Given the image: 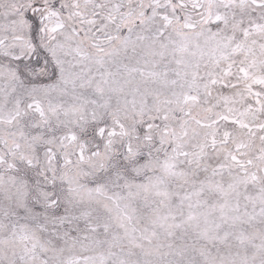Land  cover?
Listing matches in <instances>:
<instances>
[{
    "label": "rangeland",
    "instance_id": "1",
    "mask_svg": "<svg viewBox=\"0 0 264 264\" xmlns=\"http://www.w3.org/2000/svg\"><path fill=\"white\" fill-rule=\"evenodd\" d=\"M0 264H264V0H0Z\"/></svg>",
    "mask_w": 264,
    "mask_h": 264
}]
</instances>
